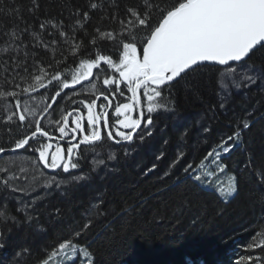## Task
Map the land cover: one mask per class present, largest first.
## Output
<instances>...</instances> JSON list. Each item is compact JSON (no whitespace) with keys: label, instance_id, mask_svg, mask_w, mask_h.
Returning <instances> with one entry per match:
<instances>
[{"label":"snow or ice","instance_id":"snow-or-ice-1","mask_svg":"<svg viewBox=\"0 0 264 264\" xmlns=\"http://www.w3.org/2000/svg\"><path fill=\"white\" fill-rule=\"evenodd\" d=\"M0 4H3V0H0ZM106 7L107 5L101 4L99 0H89L86 9L76 8L69 13L68 22L46 16L40 20L38 30L24 20L23 6L11 3L0 7V16H14L19 21L13 22L10 28L3 26V22L0 21L3 54L9 57L13 65L25 63L29 56V44L32 48L43 46L47 49L50 45L58 43L56 35L62 38V43L70 45L74 57H81L78 61L71 62L75 66L70 69L65 61L55 60L56 65L63 64V67L55 68L51 73L39 68L38 75L29 73L35 83L23 86L25 78L21 77V83L0 90V100L15 98V109L20 111L19 97L22 94L35 92L38 88L46 89L49 84L53 89L51 103L46 105L38 119L28 121L27 124L25 114L35 117L36 113L26 101L24 102L17 126L23 125L30 131L15 139L12 151L18 149L33 151L38 154V159L45 168L62 169L68 173L70 169L80 167L79 160L73 157L83 158L81 145L94 146V142L102 141L101 126L103 129H109L106 133L107 139L117 144L121 141L132 143L134 138L143 141L145 135H152V130L148 126L153 125L154 113L179 115L177 86L183 89L186 96L197 98L201 96L202 91L208 87L203 69L209 65L220 66L215 70L217 76L214 78L213 87L218 100L216 105L210 106L209 109L213 116L216 115L217 108L226 113L228 101L236 93L253 90L264 93V62L259 64L256 62L258 54L264 61V0H160V2L142 0L140 4L127 6L122 18L115 12L107 17L118 22L119 30L97 27L94 32L89 33L87 25L91 22L92 13L100 11V19L104 20L103 10ZM39 9V0H30V6L26 10L35 17ZM79 33L83 35H78ZM25 34L30 37L27 42L24 39ZM45 34L52 39L46 40ZM103 41L115 42L117 52L115 57L103 53L98 43ZM22 51L24 60L19 59ZM85 55L87 58H83ZM7 65L6 60V72ZM24 71L28 72L27 67ZM68 72L71 74L70 79ZM45 78L48 80L47 84L44 82ZM92 80L99 81L103 89H97L96 84H92L98 93L95 99L79 101L83 109H87L86 126L82 110H76V115L69 111L63 114L60 120L52 121L51 123L55 125L54 132L45 130L41 121L46 118L48 109L52 108L56 99L63 98L62 93L71 99L69 93L64 90ZM17 88L20 89L19 92L16 91ZM117 96L124 97L125 102L116 103L114 107L116 119L110 125L108 109L112 107ZM101 98L102 102L98 106L97 101ZM97 107L99 111H96ZM17 111L8 115V122L13 121ZM69 117H72L71 122ZM257 124L259 121L254 118L251 109L246 110L242 116H236L231 133L222 137L211 150L207 151L199 163L193 165L184 162L181 166V171L185 174L183 182L191 187L216 184L218 198L228 204L241 195L242 182L255 177L260 202L264 205V149L256 154L251 147L252 136L249 135L247 142L244 140V135L251 134ZM142 125L147 131L137 137V130L141 129ZM111 126L131 131L117 130L114 136L110 130ZM201 131L208 133L211 129L202 125ZM258 131L264 137V127ZM55 132L59 133L58 137ZM187 135L188 130L185 129L180 139L183 141ZM58 140H63L64 143H56L53 151V141ZM31 141L36 142L35 147ZM164 143L166 144L167 140ZM261 144L264 145V139L261 140ZM237 146H241L246 153V159L238 172H234L226 183H222L219 176L224 174L227 168L223 156ZM5 151V148L0 147V154ZM130 151H125V156L129 155ZM162 157L163 153H160L155 159L160 160ZM182 159L183 152L180 151L173 157L163 175L172 174V170ZM115 160H117L115 155L96 159L94 166L88 171L72 174L73 184L92 188L97 181H105L118 170L116 164L110 165L107 162ZM156 168L157 164L152 163L144 169L142 175H148ZM18 180L20 177L15 174L0 177V192L3 193L0 196V250L7 246L8 237L13 229L30 232L36 236H46L49 225L63 216L60 207L44 208L48 216L45 222L41 219L43 205L37 198L25 201L16 197H12L16 200V214H13L9 206V194L23 195L26 192L25 186L17 183ZM53 185L62 195L67 194L68 189L62 187L55 178L46 187L51 189ZM105 192L106 189L103 187L97 188L90 198L89 206L83 211L81 220L75 226L69 225L64 232L57 235L56 242L51 247H41L44 254L37 264H77V261L79 264H95V252L89 245L81 244V238L97 220L109 214L112 215V220H115L123 218L124 214L130 212L127 202L120 209L106 204ZM178 195L180 198L176 205L177 210L189 203L183 193ZM111 227V221L106 222L105 228ZM257 246L255 242L249 245L250 248ZM261 253L259 258H255V254H250L242 256L241 260L249 261L251 264H264V248L261 249ZM32 254L31 247L20 245L14 253L13 264H26L27 257Z\"/></svg>","mask_w":264,"mask_h":264},{"label":"trees","instance_id":"trees-1","mask_svg":"<svg viewBox=\"0 0 264 264\" xmlns=\"http://www.w3.org/2000/svg\"><path fill=\"white\" fill-rule=\"evenodd\" d=\"M99 2L107 5L103 10L105 19H100V11L93 12L91 22L87 25L89 33L94 32L97 27L105 30H119L118 22L107 17L115 12L122 18L127 6H135L142 3V0H99ZM156 2H160V0H156ZM11 3L23 6L24 20L38 30L40 20L46 16L64 19L65 22H68L69 13L76 8L86 9L89 0H39L40 9L35 17L26 10L30 6V0H3L0 7ZM0 21L3 22V26L8 28L13 25V22L19 23L14 16H0ZM78 35H83V33ZM24 39L27 42L30 37L25 34ZM45 39L51 40L52 37L45 34ZM55 39L58 43L50 45L47 49L43 46L32 48L29 44L27 60L17 66L13 65L9 57L3 54V37L0 35V90L21 83V77L25 78L23 86L35 83L29 73L38 75L39 68H44L51 73L55 68L63 67V64L56 65L55 60L65 61L69 69L74 67L75 65L71 62L78 61L81 57H74L70 45L62 43L61 37L56 35ZM98 43L104 54L113 57L117 55L115 42ZM83 58H87V55ZM19 59H25L23 51ZM6 60L8 61L7 72L5 71ZM256 62L258 64L264 62L259 54ZM25 67L28 72L24 71ZM215 70L214 67L203 69L208 87L202 91L199 98L191 95L186 96L183 89L177 86L179 115L154 113L152 135H145L143 141L136 138L125 147H115L104 135V139L101 142H95L94 146L84 145L81 147L83 158L73 157L79 160L80 167L71 169L67 175L60 174V178L72 176L73 173L82 174L88 171L89 166L87 165L90 164V161L100 157L106 158L108 155L117 157V160L107 162L110 165L116 164L118 170L105 181H97L92 188L71 185L67 188V194L62 195L57 192L51 197H47L45 201L43 200V203L40 202L43 205L42 220L45 222L48 220L44 208L60 207L63 210L62 218L49 225L46 236H36L30 232L13 229L8 237L7 246L0 250V264H13L14 253L22 244L33 250V254L27 257L26 264H37L44 254L41 247H51L56 242L57 235L64 232L69 225L75 226L81 220L83 211L89 206L90 198L100 187L106 189V204L120 209L127 202L130 212L124 214L123 218L115 220H112L111 214L97 220L89 232L81 238L80 243L89 245L95 252V264H251L249 261L241 260V257L255 254V258H259L262 255L261 249L264 248V205L260 202L255 177L242 182L241 195L228 204L218 198L216 184L191 187L183 182L185 174L181 171V166L184 162L193 165L199 163L207 151L211 150L222 137L231 133L235 126L236 116L244 115L248 109L253 111L254 118L259 121V124L255 126L251 134L244 135V140L247 142L249 135L252 136L251 147L256 154L264 149V145L261 144L264 137L258 131L264 127V93L258 90L236 93L228 101V111L225 113L217 108L216 115L213 116L209 109L210 106L216 105L218 100L213 92L214 78L217 76ZM67 75L70 79V72ZM44 82L48 83L47 78ZM94 84L97 89H103V85L99 81ZM97 89L91 94L82 92L74 95L69 94L71 99L68 96L66 100L58 97L52 106L59 111L62 109L64 113L82 110L86 125L87 109H83L79 101L87 102L95 99V94H98ZM16 91L19 92L20 89L17 88ZM65 91L68 90L65 89ZM52 94V85L49 84L38 95H46L48 99L45 101L48 104L51 103ZM27 95L28 93L19 97L21 106ZM126 95H130V93H126ZM62 99L65 100V103L59 109L57 102ZM122 102H125L124 97L117 96L113 104L115 106L116 103ZM15 103V98L0 100V147L6 150L13 149L15 139L30 131L23 125L18 127L19 122L16 117H13L12 122L7 121L8 115L16 110ZM71 120L72 117L69 121L71 122ZM202 125L210 127L211 131L203 133ZM9 129L11 130L9 131ZM185 129L188 130V135L182 141L180 136ZM45 130L54 132L55 129L45 128ZM110 130L115 136L117 130L124 131L125 129L112 126ZM55 135L59 136V133L55 132ZM39 139L43 140L44 138ZM192 139L199 140L201 143L199 142L196 148L190 147L192 145L189 144V141L192 142ZM165 140H167L166 144ZM30 143H33L34 147L36 146L35 141ZM173 147L175 154H173ZM176 148H182L183 159L172 170V174L164 176L163 173L168 169L171 160L180 152ZM127 150L131 151L129 155L125 156L124 153ZM160 153H163V157L156 160V155ZM20 154L38 157L37 153L30 150H25ZM245 159L246 153L241 146L233 148L231 152L224 155L223 161L227 168L224 174H220V182L226 183L234 172H238ZM152 163L157 164L156 169L160 172L155 171L148 175H142L144 169L151 166ZM0 177H4L1 172ZM179 193H183L189 203L184 208L177 210ZM249 193L256 194L249 196ZM2 195L3 193L0 192V196ZM12 197H16V194H9V206L12 208L13 214H16V200ZM108 221L112 223L110 229L105 228ZM254 242L258 246L250 248L249 245ZM77 264H79L78 261Z\"/></svg>","mask_w":264,"mask_h":264},{"label":"rangeland","instance_id":"rangeland-1","mask_svg":"<svg viewBox=\"0 0 264 264\" xmlns=\"http://www.w3.org/2000/svg\"><path fill=\"white\" fill-rule=\"evenodd\" d=\"M94 83H96L95 80L91 81V82L84 81L81 84H77L74 88L67 89L70 92H68V91H65V92H68L69 94H73V95L79 94L81 92L86 93V94L87 93L91 94L93 91H96L92 87V84H94ZM39 97L40 98L35 96V97H30V98H27L26 100H24V102L26 101L28 103V105L36 113L35 117H33L31 114H25L27 116V120L25 121L26 124L28 123V121L38 119L39 116L42 114V110L47 105V102L45 100H47L48 97L46 95L39 96ZM62 97L65 100L67 99V96L62 95ZM64 99L59 100V102H57L59 109H61L63 107L62 104L65 103ZM24 102L21 106V110L19 111L20 114H22ZM54 108L55 107L48 109V115L46 116L45 119H43L41 121V124L44 128L55 129V125H53L51 122L56 121V120H60L61 116L63 114H65L62 109H61V111H59V110H56V108L55 109ZM16 116H14V117H16ZM69 119H70V117H69ZM143 129H144V127L142 125L141 129L138 130L137 135H140L143 132H145ZM134 140H136V138H134ZM96 159L97 158L90 161V164H88L87 166H89V168L94 166V162ZM8 164L9 165L14 164V166H17L16 176L21 177V178L23 177L22 179L18 180L17 183L24 185L26 188V192L23 195L20 193H15V194H16V197L23 199L25 201L32 200L33 198H37L39 200V202H42L43 200L47 199V197L49 198L52 195H54L55 193L60 192L59 190L55 189L54 185L52 186L51 189L46 187V185L51 183L53 178H55V180L58 183H61L62 187H64V188H69L71 185H74L72 180H71V175H69L68 177H62V178L55 177L53 172L44 171L40 167L38 161L36 160V162H34V160L30 156L21 155V154L0 156V172L1 173L4 174L6 172ZM97 167H100V166H97ZM22 173H24V174H22ZM11 175H13V174L7 173V176H11ZM29 189H30V191H28Z\"/></svg>","mask_w":264,"mask_h":264},{"label":"bare ground","instance_id":"bare-ground-1","mask_svg":"<svg viewBox=\"0 0 264 264\" xmlns=\"http://www.w3.org/2000/svg\"><path fill=\"white\" fill-rule=\"evenodd\" d=\"M72 112H75V110H73ZM201 140V139H200ZM199 142L201 143V141H199V140H195V139H192V142L191 141H189V144L190 145H192V146H190V147H194V148H196V146H198L199 145ZM178 146V145H177ZM177 149H179V151H181V149L182 148H176V150ZM173 154H175V148L173 147ZM33 160H34V162H36V160L38 161V159H37V157H34V156H30ZM36 159V160H35ZM37 167V166H36ZM160 168H161V166H160ZM159 168V169H160ZM156 172H160V170H158V169H156L155 170ZM154 171V172H155ZM16 172H17V166H14V164H8L7 165V169H6V172L4 173V176H7V173L8 174H15L16 175ZM22 174H24V173H22ZM23 178V177H22ZM21 177H20V179H22ZM45 201V200H44ZM48 201V200H47ZM42 203H43V201H42Z\"/></svg>","mask_w":264,"mask_h":264},{"label":"water","instance_id":"water-1","mask_svg":"<svg viewBox=\"0 0 264 264\" xmlns=\"http://www.w3.org/2000/svg\"><path fill=\"white\" fill-rule=\"evenodd\" d=\"M208 67L219 68L220 66H218V65H215V66H213V65H209ZM42 89H43V88H39V89L36 90L35 92H31V93H29V95H33V94H35V93L41 91ZM101 100H102V98H101ZM99 101H100V100L97 101V105H98ZM96 110H97V109H96ZM19 115H20V113H18V116H19ZM138 130H140V129H138ZM138 130H137V132H138ZM107 131H108V129H105V134L107 133ZM106 136H107V135H106ZM108 140H109V139H108ZM109 141H110L111 143H113V145L116 146V147L124 146V145H126V144L129 143V142L122 141L121 143L117 144V143H115L113 140H109ZM55 142H57V143H61V144L64 143V141H62V140H58V141H55ZM22 150H24V149H18V150H16V151H12V150H11V151H5L4 153L0 154V156L6 155V154H9V153H17V152H20V151H22Z\"/></svg>","mask_w":264,"mask_h":264},{"label":"flooded vegetation","instance_id":"flooded-vegetation-1","mask_svg":"<svg viewBox=\"0 0 264 264\" xmlns=\"http://www.w3.org/2000/svg\"><path fill=\"white\" fill-rule=\"evenodd\" d=\"M100 104V103H99ZM99 104H98V106H99ZM116 119V117H115V114H114V107L112 108L111 107V109H110V111H109V122H110V125L112 124V121L113 120H115ZM86 126V125H85ZM110 128H112V126L110 127ZM103 132H104V129H103V127L101 126V133H102V137H103V139H104V136H103ZM54 143V145L56 144L55 142H53ZM84 145H81V147H83ZM49 169V168H48ZM51 172H56L57 174H58V172H59V170L60 169H55V170H52V169H49ZM60 172H62V171H60Z\"/></svg>","mask_w":264,"mask_h":264}]
</instances>
